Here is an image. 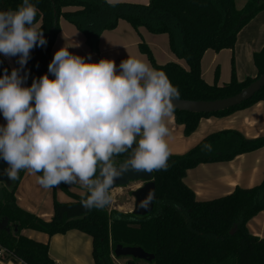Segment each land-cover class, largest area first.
Masks as SVG:
<instances>
[{
    "label": "trees",
    "instance_id": "trees-1",
    "mask_svg": "<svg viewBox=\"0 0 264 264\" xmlns=\"http://www.w3.org/2000/svg\"><path fill=\"white\" fill-rule=\"evenodd\" d=\"M38 8L37 22L47 40L43 47L32 49L27 62V86L33 78L48 73L51 48L60 30V19L72 23L84 35L92 50L98 49L103 30L113 29L119 20L132 27H145L152 33H165L171 51L183 58L188 68L179 63L154 62L146 44L140 49L148 55L154 67L163 71L177 87V98L212 100L237 93L264 73V46L253 53L257 69L255 77L236 78L232 68L229 81L210 84L201 72V59L208 49H233L238 32L256 14L264 10V0H247L240 9L234 0H149L147 3L119 1L114 6L106 0H30ZM22 0H0V11L15 10ZM11 71L0 55V74ZM257 101L264 102V86L249 99L232 107L213 112H191L175 109V121L191 134L202 117L224 116ZM209 145L210 147H206ZM264 146V136L247 138L238 130L223 129L207 134L182 154H171L167 170L153 171L155 201L153 210L143 216L120 210L85 209L82 195L61 184L71 197L61 201L53 187V215L44 220L16 204L13 180L9 190L2 188L0 219L7 217L17 232L0 230V247L25 264H56L49 256L48 243L22 235V229H34L48 235L78 229L92 237L95 264H114L111 254L116 244L140 246L153 254L151 261L132 258L133 264H264V238L251 234L246 222L264 209V177L251 187H236L232 192L209 200L196 199L183 181L188 169L200 163L227 161L235 156ZM128 153L115 157L126 160ZM38 175H41L38 173ZM236 230L230 234V229Z\"/></svg>",
    "mask_w": 264,
    "mask_h": 264
},
{
    "label": "clouds",
    "instance_id": "clouds-1",
    "mask_svg": "<svg viewBox=\"0 0 264 264\" xmlns=\"http://www.w3.org/2000/svg\"><path fill=\"white\" fill-rule=\"evenodd\" d=\"M118 2L106 0L112 6ZM37 14L30 0L0 11V54L18 57L22 67L33 48L47 44ZM68 49L54 52L51 77L42 74L29 86L16 68L0 74L5 121L0 159L11 180L23 170L41 174L37 181L45 189L79 184L82 206L101 209L127 171L167 170L172 154L167 121L179 91L163 71L140 58L127 55L117 67L113 59L93 61ZM129 150L130 157L117 166L115 157Z\"/></svg>",
    "mask_w": 264,
    "mask_h": 264
},
{
    "label": "crops",
    "instance_id": "crops-1",
    "mask_svg": "<svg viewBox=\"0 0 264 264\" xmlns=\"http://www.w3.org/2000/svg\"><path fill=\"white\" fill-rule=\"evenodd\" d=\"M234 1L236 8L240 9L244 6L247 0ZM63 19L64 18H61V22L59 21L60 30L51 48V59L54 52L58 48L62 46L70 48L73 44L71 38L67 36V31L75 29L69 24H64ZM66 26L68 28H66ZM122 29L125 31L129 30V28H127V26L124 24ZM116 30L117 29L114 27L113 29H108L105 31L110 33L107 35H113L116 33ZM120 46L122 45H119V47ZM124 46L126 47V45ZM263 46L264 10L256 14L244 27L240 29L237 34L233 49L225 48L233 54L236 68L235 74L238 80L241 81L246 77H255L257 75V69L253 62V53L260 50ZM225 49H221L220 51ZM209 50L210 49L205 51L204 57L201 60L202 77L206 82L207 80L204 77L205 69L203 65L206 56V63L210 60L211 64H215L221 60V56L219 54L221 53L220 51H215L212 54H209ZM127 55L135 56V50L125 51L121 48L117 62L120 63L122 59L127 58ZM136 57L141 59L139 54ZM168 58L169 61L177 62L184 68H188L186 62H184V64L182 63V59H176L171 55ZM161 64H163V62H161ZM167 127L169 128L170 135L166 137V139L172 154L185 153L207 134L223 129L238 130L243 136L247 138L264 136V102L257 101L248 107L236 110L224 116L212 115L208 117H202L199 120L197 128L189 135L184 134L183 126L175 121L174 114L168 119ZM27 176H32V178L34 177V179L37 181V177L35 178L34 175L29 174L27 171H23L19 182L24 183ZM263 177L264 146L250 152L239 154L231 160L200 163L194 168L188 169L186 171L183 181L189 188L192 189L196 199L209 200L226 195L232 192L236 187L245 188L254 186L260 183ZM28 193H32V196L37 194L39 197L40 195L43 196L45 191L15 190L14 195L16 204L20 208L36 215L39 218H41V216L50 217L51 214H53L51 206H47L46 208L41 206V198L38 202H32L31 204L26 203ZM56 196L61 201L71 200V198L67 200L61 199L58 197L57 193ZM45 201H47V197L45 198ZM246 228L251 234L259 238H264V209L248 219L246 222ZM20 233L34 240L47 242L49 256L56 262V264H95L92 256V237L78 229L73 228L65 231L64 233H55L53 235H48L42 231L34 229H22ZM0 264L25 263L22 260L16 259L10 256L8 253L1 251Z\"/></svg>",
    "mask_w": 264,
    "mask_h": 264
},
{
    "label": "rangeland",
    "instance_id": "rangeland-1",
    "mask_svg": "<svg viewBox=\"0 0 264 264\" xmlns=\"http://www.w3.org/2000/svg\"><path fill=\"white\" fill-rule=\"evenodd\" d=\"M119 1H128V2H137V3H147L149 0H119ZM64 24L71 25L75 30L71 29L68 32L67 36L71 38L72 45L69 48V51L81 55L85 59H91L93 61L99 60L101 58H110L113 59L116 62L117 67L119 66V63L117 62L119 59V52L121 48L125 51L127 50H135V56L138 54L141 57L142 60L148 62L151 64L153 68L154 65L151 62L150 58L146 53H144L140 49L141 44H146L149 48L152 58L155 63L161 64V62L169 61V56H173L174 58H178L175 53H173L169 47V43L167 40V35H164L165 33H152L149 30H147L145 27H132L129 25L125 20L118 21L115 29L116 33L113 35H107L110 34L107 31L103 30L100 34V39L98 41V49L92 50L90 47L86 44L83 33L79 31L73 24L68 23L66 20H64ZM61 22V21H60ZM123 24L129 28V30H123L122 26ZM66 28H68L66 26ZM108 36V37H105ZM79 45L74 47L75 45ZM119 45H122L119 47ZM126 45V47L124 46ZM220 51V50H219ZM216 51V52H219ZM215 52L214 50L210 49L209 54H212ZM220 62H217L215 64H211L210 60L206 63L207 56L204 59L203 65H204V77L207 80L208 83L212 84L214 82L218 84H222L227 82L231 76L232 68L235 70V59H233V54L230 53L227 49L220 51ZM205 54V52H204ZM204 54L202 55V58L204 57ZM208 54V53H207ZM182 63L186 62L183 58ZM202 60V59H201ZM160 62V63H159ZM187 64V63H186ZM243 71V67H242ZM4 118L2 114H0V124H4ZM35 178L38 176V174L34 175ZM142 182H129L125 186H117L110 190V195L112 197L111 202L106 207L108 211L112 209L120 210L122 212H129L133 208V202L134 198L132 196V190L136 189L137 187L141 186ZM3 186V184H1ZM11 187L6 188L9 190ZM72 190H74L77 194L82 193V189L80 188L79 184L72 185ZM15 190H44L45 194L43 196H37V194L32 196V193H28V196L26 198V203H32V202H38L41 198V206L46 208L47 206H51L53 210V203H52V188L45 189L43 188L34 177L27 176L24 183L18 182ZM56 193L58 197H60L63 200L70 199L71 197L68 196L65 192H63L59 188H55ZM47 197V201H45V198ZM50 208V207H49ZM53 214H51L50 217H42L44 220H49L52 217ZM48 218V219H45ZM10 226L11 223L9 224ZM31 232V231H29ZM112 261L114 264H125L127 261L131 260L130 257H115L112 252ZM138 264H145L143 261H140Z\"/></svg>",
    "mask_w": 264,
    "mask_h": 264
},
{
    "label": "water",
    "instance_id": "water-1",
    "mask_svg": "<svg viewBox=\"0 0 264 264\" xmlns=\"http://www.w3.org/2000/svg\"><path fill=\"white\" fill-rule=\"evenodd\" d=\"M12 61V66L9 64L11 70L16 68L19 70L21 76L26 77L24 80L25 86H27V70L26 66H20L18 64V57H10ZM264 86V73L260 74L247 86L243 87L237 93L218 99L212 100H189L175 98L173 103L175 109L186 110L191 112H213L223 110L234 105L240 104L241 102L252 97L256 92H258ZM125 160H118L117 166ZM7 167V164L0 159V183L5 187H11L13 180H11L6 174L3 173V169ZM129 182H142V185L132 190V196L134 198L133 208L130 212H133L136 215H146L153 210L154 201H155V183L153 180V172H137L134 170H129L124 175L116 179L115 184L112 188L117 186H125ZM111 188V189H112ZM110 189V190H111ZM151 194V195H150ZM4 197V192L0 186V200ZM142 203H146V206H141ZM106 205L105 207H107ZM0 230H4L8 233L17 232V227L15 225L10 226L9 220L7 217L0 219ZM236 230V225L230 229V234H233ZM113 255L115 257H130L131 260L127 261L125 264H133L132 258L151 261L153 259V254L147 253L140 246H123L122 244H116L113 249Z\"/></svg>",
    "mask_w": 264,
    "mask_h": 264
},
{
    "label": "bare ground",
    "instance_id": "bare-ground-1",
    "mask_svg": "<svg viewBox=\"0 0 264 264\" xmlns=\"http://www.w3.org/2000/svg\"><path fill=\"white\" fill-rule=\"evenodd\" d=\"M0 55L6 60V62H8L12 66V61H11L10 57H5L2 54H0Z\"/></svg>",
    "mask_w": 264,
    "mask_h": 264
},
{
    "label": "built area",
    "instance_id": "built-area-1",
    "mask_svg": "<svg viewBox=\"0 0 264 264\" xmlns=\"http://www.w3.org/2000/svg\"><path fill=\"white\" fill-rule=\"evenodd\" d=\"M1 251L5 252L4 249H3L2 247H0V252H1ZM111 256H112V254H111Z\"/></svg>",
    "mask_w": 264,
    "mask_h": 264
},
{
    "label": "flooded vegetation",
    "instance_id": "flooded-vegetation-1",
    "mask_svg": "<svg viewBox=\"0 0 264 264\" xmlns=\"http://www.w3.org/2000/svg\"><path fill=\"white\" fill-rule=\"evenodd\" d=\"M1 184H2V183H0V186H1ZM1 187L4 188L5 186L3 185V186H1ZM5 188H7V187H5Z\"/></svg>",
    "mask_w": 264,
    "mask_h": 264
}]
</instances>
